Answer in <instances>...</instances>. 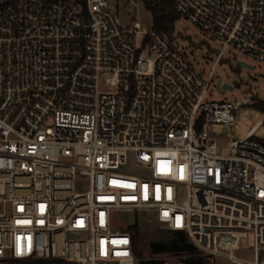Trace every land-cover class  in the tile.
<instances>
[{
    "label": "built area",
    "instance_id": "built-area-1",
    "mask_svg": "<svg viewBox=\"0 0 264 264\" xmlns=\"http://www.w3.org/2000/svg\"><path fill=\"white\" fill-rule=\"evenodd\" d=\"M173 5L221 45L208 74L108 0H0V264H184L137 257L114 211L143 209L212 261L264 264V143L212 131L254 95L209 97L226 51L264 64V0Z\"/></svg>",
    "mask_w": 264,
    "mask_h": 264
},
{
    "label": "rangeland",
    "instance_id": "rangeland-1",
    "mask_svg": "<svg viewBox=\"0 0 264 264\" xmlns=\"http://www.w3.org/2000/svg\"><path fill=\"white\" fill-rule=\"evenodd\" d=\"M110 4L118 12L120 19L126 23H140L144 28L153 27V15L145 8L140 0H110ZM174 36L179 47L189 56L191 60L205 74H208L213 60L216 57L220 44L210 39L194 25L183 17L175 24ZM238 61L249 64L252 68L242 67ZM214 83L209 91V97L214 101H231L248 97L253 93L251 102L241 107L235 124L224 127L220 124L212 126V131L217 136H222L220 149L229 145L232 140L243 139L247 133L255 127V137L264 141V113L255 104L257 100L264 101V64L250 59L235 50L226 51L223 60L216 66ZM222 84H229L232 90L223 91L216 88L218 80ZM127 173L134 174L137 171L132 167ZM137 174V173H136ZM134 223H138L142 235L140 247L146 255L148 254L147 243L151 238L158 239L168 231L163 224L156 221L153 210H116L114 211V224L119 229H127ZM254 246V237L250 234L243 239L241 244L242 255L250 256ZM218 264H232L230 262L218 261Z\"/></svg>",
    "mask_w": 264,
    "mask_h": 264
},
{
    "label": "trees",
    "instance_id": "trees-1",
    "mask_svg": "<svg viewBox=\"0 0 264 264\" xmlns=\"http://www.w3.org/2000/svg\"><path fill=\"white\" fill-rule=\"evenodd\" d=\"M110 1V0H108ZM144 3L145 8L151 11L153 15V29L157 32L172 36L175 31V24L180 19L179 14L174 8L173 0H140ZM255 104L264 113V101L257 100ZM264 124V120L262 121ZM262 141V140H261ZM264 143V141H262ZM134 232L133 242L137 257H153L159 254H169L177 257L184 264H218L208 257L202 256L192 242L185 234L180 231L168 230L166 234L161 235L158 239L151 238L148 245V254L142 250L140 243L142 235L138 223L130 226Z\"/></svg>",
    "mask_w": 264,
    "mask_h": 264
},
{
    "label": "water",
    "instance_id": "water-1",
    "mask_svg": "<svg viewBox=\"0 0 264 264\" xmlns=\"http://www.w3.org/2000/svg\"><path fill=\"white\" fill-rule=\"evenodd\" d=\"M238 64L242 67H247V68H252L249 64L243 62V61H238ZM216 88L217 89H222L223 91H226V90H232L233 87L229 84H222V81L219 79L216 83Z\"/></svg>",
    "mask_w": 264,
    "mask_h": 264
}]
</instances>
